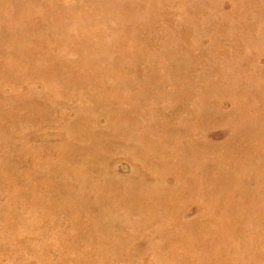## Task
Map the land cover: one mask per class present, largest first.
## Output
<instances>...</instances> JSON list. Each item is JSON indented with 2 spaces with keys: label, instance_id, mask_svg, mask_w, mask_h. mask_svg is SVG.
I'll list each match as a JSON object with an SVG mask.
<instances>
[{
  "label": "rangeland",
  "instance_id": "obj_1",
  "mask_svg": "<svg viewBox=\"0 0 264 264\" xmlns=\"http://www.w3.org/2000/svg\"><path fill=\"white\" fill-rule=\"evenodd\" d=\"M0 264H264V0H0Z\"/></svg>",
  "mask_w": 264,
  "mask_h": 264
}]
</instances>
